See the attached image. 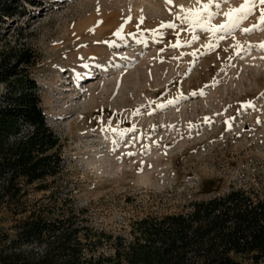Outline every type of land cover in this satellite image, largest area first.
Segmentation results:
<instances>
[{"label": "rangeland", "instance_id": "rangeland-1", "mask_svg": "<svg viewBox=\"0 0 264 264\" xmlns=\"http://www.w3.org/2000/svg\"><path fill=\"white\" fill-rule=\"evenodd\" d=\"M243 2L222 4L211 23ZM18 5L20 13L0 23V50L33 53L30 77L64 160L46 191L29 187L35 216L73 217L94 255L113 256L116 237L130 241L134 222L147 216L187 211L233 189L264 191V50L256 47L264 30H236L217 41L176 19L180 6L198 7L196 0ZM259 16L258 7L241 27ZM169 23L175 28L161 27ZM192 35L199 39L190 46H170ZM209 43L218 46L207 51ZM237 44L251 51L236 55ZM201 89L203 96L191 95ZM248 102L253 107H241ZM12 223L8 217L2 224Z\"/></svg>", "mask_w": 264, "mask_h": 264}, {"label": "trees", "instance_id": "trees-1", "mask_svg": "<svg viewBox=\"0 0 264 264\" xmlns=\"http://www.w3.org/2000/svg\"><path fill=\"white\" fill-rule=\"evenodd\" d=\"M18 8V0H0V23L20 13ZM34 60L28 48L0 50V264L264 262V191L254 188L233 189L194 201L187 211L136 221L130 241L116 237L113 256L94 255L73 217L35 216L27 205L29 187L39 183L36 190L46 191L45 182L62 173L64 160L30 77ZM8 217L13 223L4 228Z\"/></svg>", "mask_w": 264, "mask_h": 264}, {"label": "snow or ice", "instance_id": "snow-or-ice-1", "mask_svg": "<svg viewBox=\"0 0 264 264\" xmlns=\"http://www.w3.org/2000/svg\"><path fill=\"white\" fill-rule=\"evenodd\" d=\"M231 0H207V3H201V0H196V4L198 7L192 9H185L183 6H180V12L182 15H177L176 19L181 22L189 25V27L195 26L199 27L204 31L211 33L213 37L217 41L225 39L227 34H231L236 30H240L242 33H251L253 31H261L264 30V0H244V2L238 8H229L227 12L224 13V20L220 24H213L211 21L219 15L221 5L229 4ZM165 3H171V0H165ZM260 8V16L258 18V23L252 25L249 28H242V23L247 20L251 15H253L255 9ZM215 8V11L212 9ZM142 11V10H141ZM131 17H129V20ZM143 16L140 17V23H143ZM161 27H167L170 29H174L175 25L169 23L167 25H161ZM91 31V30H90ZM122 32V27L118 30L115 35L120 36ZM199 39L198 36L192 35L191 40L187 41H179L177 40L176 44L170 45L171 47H182V46H190L192 43ZM218 45L216 43H209L205 46L207 51H213ZM252 46L242 47L239 44L236 45V55H240L241 52L249 53L251 51ZM260 50H264V43L256 46ZM206 54V53H204ZM183 55V54H182ZM193 58L196 59V52H193ZM191 95L203 96V89L198 92H193ZM264 95V94H262ZM184 99L183 95L178 97V100ZM169 104L174 103V101H169ZM159 107H164V105H160ZM242 108H251L253 105L251 102H248L241 106ZM205 122L207 118H205ZM259 122V121H258ZM228 123V121H226ZM192 127V125H189ZM131 155V153H129Z\"/></svg>", "mask_w": 264, "mask_h": 264}]
</instances>
